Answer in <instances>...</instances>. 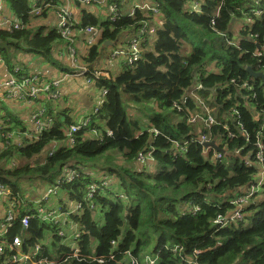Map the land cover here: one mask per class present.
Segmentation results:
<instances>
[{"label": "trees", "instance_id": "obj_1", "mask_svg": "<svg viewBox=\"0 0 264 264\" xmlns=\"http://www.w3.org/2000/svg\"><path fill=\"white\" fill-rule=\"evenodd\" d=\"M131 1L155 6L158 14L137 9L112 21L80 7L74 27L95 26L102 32L84 56L86 64L142 21L157 19L159 25L154 36L146 38L138 60L121 62L109 79L93 81L106 93L97 113L73 134L72 143L67 133L79 120L59 110L56 99L36 98L28 119L43 109L45 125L18 146L15 135L31 127L0 98V185L9 190L0 203L12 210L5 238L12 242L19 237L20 254H31L39 246L35 259L50 264H130L131 258L143 264L147 256L154 264H264V181L242 209V219H229L235 209L230 202L233 191L257 180L258 166L243 164L245 157L254 160L257 141L264 164V84L246 70L264 73V0ZM35 2L42 7L40 15L31 13V0H6L22 24L19 29H0V58L11 73L15 65L24 64L17 58L20 50L69 72L53 53L63 42L49 23L59 1ZM252 9H261L260 15ZM38 17L46 23L37 24ZM36 67L41 73L40 61L22 73L28 75ZM197 98L214 108L215 123L189 122L199 111ZM129 104L139 114L128 115ZM225 125L235 137L226 138ZM8 133L11 138L5 140ZM199 134L227 140L221 160L214 161L210 152L202 154V145L191 141ZM52 144L57 146L49 154ZM43 150H48L46 155ZM69 168L79 173L70 182L61 178ZM105 180L107 185L94 193V210L83 203L80 214L69 215L82 232L78 257L54 225L33 217L22 227L27 209L44 203L26 195L23 183L55 186V204L66 212L65 198L81 203L90 184ZM219 217L222 222H215ZM13 255L17 252L5 247L0 264H30L23 259L11 263Z\"/></svg>", "mask_w": 264, "mask_h": 264}, {"label": "built area", "instance_id": "obj_2", "mask_svg": "<svg viewBox=\"0 0 264 264\" xmlns=\"http://www.w3.org/2000/svg\"><path fill=\"white\" fill-rule=\"evenodd\" d=\"M32 1L31 13L35 15H40L42 12V7L37 6L35 0ZM58 4L53 5V12L49 17V23L56 29V32L63 39L62 45L58 50V59L62 60L64 67L68 68L69 72H63L59 77L47 78L42 76L38 71H31L28 75L22 73L24 67L30 66L27 60H22L23 65L17 64L14 68V73L8 71L7 66L3 64L0 58V98L8 103L16 104L17 106H28L33 103L37 98H48V99H59L60 98V87L64 80L69 77L81 78L85 84L91 85L95 79L104 77L109 79L111 74L97 66H102L100 62H110L112 60H120V63L133 64L141 56L142 46L146 44V38L154 36L157 26L159 25L157 19L152 22L142 21L140 25L133 28L131 31L125 32L122 37L119 38L117 45L109 47L111 51L109 53H101L100 57L96 59L94 63L86 64L84 62V56L87 55L90 47L98 44L101 38V30L95 26H86L76 29L74 25L80 20V7H90L91 5L98 6L104 10L108 15L107 18L110 20H115L119 16H132L137 9L151 11L154 14H158V9L155 6L149 5L146 2H133L130 3V8L124 9L125 6L131 0H58ZM255 3H259V0H255ZM78 4V5H77ZM46 6H49L48 4ZM198 7V2H195L193 8ZM264 7V5H263ZM97 9L94 10L95 14H98ZM252 11L260 15L261 9H252ZM155 15V16H156ZM21 20L16 16L12 9H10L6 3V0H0V29L13 30L21 28ZM112 45V42H106L105 45ZM56 56V53H55ZM57 58V57H56ZM44 63V59H42ZM98 62V63H97ZM43 63H41L43 65ZM200 88V85L196 87ZM106 90H100V98H104ZM100 100V102H101ZM199 101L198 112L193 114L189 122L195 124L197 122H203L206 125L215 123V118L212 114L214 108H209L208 105L197 98ZM95 105L89 114L83 116L78 124H73L70 126L68 131L69 143L74 141L73 134L81 128V126L86 125L91 114H95L98 111V106ZM11 109V108H10ZM236 113L235 110H233ZM43 116V109L38 112L32 113L30 119L32 121V128L30 132H24L17 134L14 137L15 143L20 146L26 140L34 138L36 134L45 125ZM50 121V119H49ZM31 127V126H30ZM236 128L243 135H246L242 126L239 123L236 124ZM226 138H233L235 134L228 129L225 125ZM5 140L11 138V134L8 133L4 135ZM198 141L202 145V154L208 155L211 153V158L215 160H221L225 155L222 144L227 141L223 136L212 139L206 134H199L196 138L191 139V141ZM214 142L215 146H204L205 143ZM57 146V144H52ZM256 153L254 160L249 157H245L243 164L247 166H258V175L255 183H252L245 187H239L232 193L231 203L235 206V209L229 216L230 220H240L243 217L242 209L249 204L251 197L260 190V186L264 181V164L263 155L261 150V145L259 141L255 144ZM217 147V148H215ZM54 148V149H55ZM181 153L185 150V145L179 146ZM54 149L49 150L51 154ZM233 154L238 155V150L232 151ZM145 157L139 154V161L143 162ZM79 175L76 169L69 168L61 176L66 181L70 182L74 180ZM101 184H90L86 190L83 202L71 201L66 199L63 201L64 205L68 207V211L63 212L58 204H55L56 198L58 196L57 188L55 186L48 187L40 197L35 201L39 203L43 201L42 205H36L35 210L31 208L27 209L26 215L22 218L21 224L23 228H26L29 223V219L36 217L46 224H52L55 226L56 234L64 238L66 245H69L72 250L73 256H79L78 252V240L81 236V230L78 225L69 218L70 214H80L82 210V204L90 209L94 210L95 205L93 204L94 193L101 187H105L108 181L100 182ZM100 185V186H99ZM9 193V190L0 185V198L4 197ZM11 216L5 218L4 221L0 223V258L3 255L5 247L9 251L15 250L17 255L11 256L10 262L15 263L20 259L30 262V264H50L45 258L35 259L37 251L40 247L36 246L33 253L31 254H20V239L15 237L12 242H8L5 238L8 227L11 225ZM215 222H222L221 217L217 218ZM155 259L146 257L145 262L148 264H154ZM143 262V264H145ZM130 264H138V262L131 258Z\"/></svg>", "mask_w": 264, "mask_h": 264}, {"label": "crops", "instance_id": "obj_3", "mask_svg": "<svg viewBox=\"0 0 264 264\" xmlns=\"http://www.w3.org/2000/svg\"><path fill=\"white\" fill-rule=\"evenodd\" d=\"M134 1H130L128 3L127 6L124 7V9H127L130 8V3H133ZM91 9L92 11L94 10H98L96 12H99V10L101 9L100 7L98 6H92L91 5ZM109 44H107L106 46H108ZM23 60H26L25 58H23ZM41 63H43V61L40 60ZM98 63V62H97ZM100 64L102 65L101 67L100 66H97L105 71H108L111 75H114V71L115 69L120 66V60H112L110 62H100ZM43 67H41V74L42 76L44 77H47V78H55V77H59L62 73H58V74H54V68L57 67L56 65H53V64H50L48 62H44ZM36 70L38 69V67L35 68ZM38 71V70H37ZM94 84L92 83L91 85H88V84H85V82L81 79V78H74V77H69V78H66L64 80V82L62 83L59 91H60V98L57 99L56 101V105H59L61 106L62 108L61 109H65V113H67L68 115L72 116L73 118L75 119H78L80 120L83 116H85L86 114H89L90 113V107L91 108H94L96 104H98L101 100L100 98V89L96 88L95 86H93ZM62 98V99H61ZM69 98H75L78 100L79 98V101L80 103L82 104V107H79V108H76L77 106L75 105V107L71 108L70 106L68 107H65L63 106V103H62V100H67V102L69 103ZM81 98H85L84 100L86 101H83ZM93 98L95 100V102L90 105L89 102H90V99ZM76 100V101H77ZM13 105L14 104H11V110L15 113V114H18V115H21L24 111H27L28 113V110H32V108L28 107V106H21L22 108H18V106H15V108H13ZM29 111V112H30ZM28 115L29 114H24V115H21L22 118L24 119V123H27L26 125H29L31 126L32 128V121L30 120V118L28 119ZM55 146L51 145L48 149L51 150V149H54ZM9 194V193H8ZM7 194V195H8ZM5 195V196H7ZM4 197L0 198L1 200L3 199ZM68 198H65L64 200H66ZM0 200V202H1ZM63 200V201H64ZM8 204H5V205H2L0 203V218L1 217H8V216H11L12 215V210H11V206H6ZM1 221V219H0ZM1 223V222H0Z\"/></svg>", "mask_w": 264, "mask_h": 264}, {"label": "rangeland", "instance_id": "obj_4", "mask_svg": "<svg viewBox=\"0 0 264 264\" xmlns=\"http://www.w3.org/2000/svg\"><path fill=\"white\" fill-rule=\"evenodd\" d=\"M98 15L100 16V17H102V18H107L108 17V15L104 12V10L101 8L100 10H99V12H98ZM45 19L44 18H42V17H38V18H36V19H34V21L38 24V23H46L45 21H44ZM56 46V45H55ZM60 44L59 45H57V47H56V49H55V51H53V53L54 52H58V50L60 49ZM111 51V49L110 48H104V49H101L100 50V52H103V53H109ZM58 54V53H57ZM56 54V57L58 58V55ZM17 58L19 59L18 61H22L23 60V58H25L26 60H27V63H29L30 64V68L29 69H33V66L34 65H36L37 64V62L38 61H40V60H42V56L41 55H34L33 53H30V52H24L23 50H20L19 52H18V54H17ZM45 63L47 62V61H44ZM15 63H17V62H15ZM60 63L62 64V66H64V63H63V61H60ZM28 67V66H27ZM209 70H211V71H217V68L215 67V66H209V68H208ZM54 74L56 75V74H58V73H62L63 72V70L61 69V67H55L54 68ZM120 70V67L118 66L116 69H115V71H114V73H117L118 71ZM123 97L125 98V95H123ZM62 99V98H61ZM83 101H86V100H84L85 98H81ZM77 99H75V98H69V103L67 102V100H62V103H63V106H65V107H68V106H70L71 108H73V107H75V105L77 106L76 108H79V107H82V104L80 103V101H79V98H78V100L76 101ZM95 102V100L93 99V98H91L90 99V102H89V104L90 105H92L93 103ZM18 108H22V107H20V106H18ZM61 106H59L58 107V109L59 110H61ZM90 112L92 111V109L93 108H91L90 107ZM133 109V106L131 105V104H129L128 106H127V113H128V115H133L134 116V112H135V115L136 114H139V113H136V111H131ZM24 114H28L27 113V111H24L21 115H24ZM20 115V117H21V119H22V116ZM48 152V150L46 151V150H43V152L41 153L42 155H46V153ZM22 188L25 190V191H27V193H26V195H28L29 194V196L31 195V199H35V200H37V198H39L40 197V195L48 188H44L43 187V185L42 184H38V183H36V182H34V181H31V182H25V183H23L22 184ZM34 194H36V198H35V195ZM34 195V196H33ZM58 200V199H57ZM56 200V201H57ZM21 260V259H20Z\"/></svg>", "mask_w": 264, "mask_h": 264}, {"label": "water", "instance_id": "obj_5", "mask_svg": "<svg viewBox=\"0 0 264 264\" xmlns=\"http://www.w3.org/2000/svg\"><path fill=\"white\" fill-rule=\"evenodd\" d=\"M246 70L249 72V74L251 76H253L255 78H260L262 80V83L264 84V73L254 72L250 67H247ZM204 146H215V145H214V142L210 141L208 143H205ZM215 148H217V147H215Z\"/></svg>", "mask_w": 264, "mask_h": 264}]
</instances>
